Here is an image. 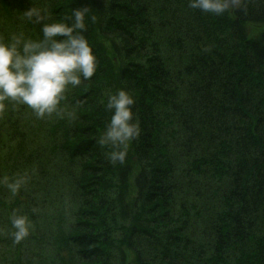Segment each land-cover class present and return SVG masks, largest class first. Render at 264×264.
<instances>
[{
	"label": "trees",
	"instance_id": "16d2710c",
	"mask_svg": "<svg viewBox=\"0 0 264 264\" xmlns=\"http://www.w3.org/2000/svg\"><path fill=\"white\" fill-rule=\"evenodd\" d=\"M1 2L0 11L10 19L15 4L47 8L52 20L65 22L73 9H90L86 22L93 27L83 35L93 47L97 70L70 93L76 113L67 132L77 147H66V153L73 158L80 153L83 162L74 181L76 219L59 245H73L84 258L80 264H110L118 246L132 264L164 261L171 251L185 249L177 227L180 215L172 204L180 203L182 210L197 204L212 242L209 249H193L201 264H229L231 255V264H264V0H238L221 16L192 9L187 0ZM152 11L159 27L151 21ZM25 20L28 31L40 38L41 25L35 18ZM250 25L261 26V31L250 37ZM101 74L111 80L112 92L123 89L133 97V120L140 129L125 162L115 163V200L120 221L127 223L119 245L106 234L105 192L111 184L98 140L112 113L96 100L94 86ZM173 124L187 158L186 175L175 165ZM1 154L0 166H9L12 158L24 161L21 153ZM88 157L93 165H85ZM134 168L136 200L131 206L140 215H131L128 207V175ZM13 176L8 172L6 181L14 182ZM184 180L190 186L184 187ZM27 189L33 196L42 190L21 182L15 193L18 205L26 204ZM5 209L0 199V216Z\"/></svg>",
	"mask_w": 264,
	"mask_h": 264
},
{
	"label": "rangeland",
	"instance_id": "374dc122",
	"mask_svg": "<svg viewBox=\"0 0 264 264\" xmlns=\"http://www.w3.org/2000/svg\"><path fill=\"white\" fill-rule=\"evenodd\" d=\"M1 3L0 0V9L2 8ZM28 8V6L15 4V10L13 13L11 12L15 15L12 19H10L8 13L4 14L0 11V35L7 36L10 32L21 31L28 38L36 39L28 31L23 16V12ZM155 14L157 13H154V11L150 12V18L155 26L159 27L160 24L158 18L154 16ZM92 27L90 23L86 22V31L83 33L90 31ZM246 30L249 36L252 37L261 31V26L250 25L247 26ZM160 31L162 33L161 29H159ZM97 32L99 33V30ZM141 35L143 34H139V37ZM115 66L117 67L118 64L116 63ZM167 68L169 69V67ZM115 74H117V71ZM97 81L94 86L97 91L96 100L100 102V106H103L106 105L107 94L112 92V82L110 79H104L103 74L100 75ZM71 90L73 88L65 93L63 100L53 113L42 117L36 116L31 109L23 105L9 102H4L6 107L0 110V138L4 139L1 142L2 144L0 143V157L1 153L5 155L8 151L14 154L15 157H19L21 153L24 160L21 162L19 158H12L13 163L10 162L9 166H0V177L3 176V173L5 174L4 178L0 179V199L9 208V210L5 209L4 214L0 216V220L4 221L0 223L2 225L0 226V262H2L0 264L4 262L9 264V258L13 260L12 264H80V261L83 262L84 260L83 256L81 260L80 253L76 251L73 245H59L60 240H64V235L71 230L76 219L77 211L75 209L78 202L74 192V181L80 177L83 162V156L80 153H77L78 156L75 158L66 153V147L71 146L72 149L77 147L75 141L71 142L70 135L67 132L76 113V106H71L70 102ZM169 119L171 118L169 117ZM174 121H176L175 118ZM163 123L166 127L170 125L166 118L163 119ZM172 133V151L177 156L175 165L179 173L183 172L186 175L187 167L185 163L187 158L180 146L182 142L178 129L174 124ZM129 145L127 149H129ZM110 148V145H105L101 147L99 153L100 161L108 166L105 179L111 184V187L105 192V199L109 204V211L105 217L108 223L106 234L110 233V237L119 245L118 240L120 241L123 234L121 227L126 226L127 223L119 219L121 214L116 204L114 191L118 185V174L115 170L116 164L108 159V153L112 151V148L109 150ZM93 164V158H86V166ZM103 165L101 164V167ZM21 166L27 167V169H21ZM137 170L134 168L128 175L130 203L128 207L131 215H140L138 209L134 210L131 206V203L136 200L134 179ZM10 171L14 175L9 177L10 179L22 182L25 187L28 183L30 189L38 187L42 190L36 192L33 196L32 191L27 189L26 204L18 205V197L16 199L15 194H12L7 187L9 183H12L6 181L7 174ZM3 184H5V190L1 189ZM183 184L184 187L190 186L186 180ZM171 208L177 216L180 215L177 220V227L181 232L180 240L185 249L183 252L181 250L180 252L171 251V254L163 259L164 261L156 259V262L150 261L148 264H201L202 258H197V253L193 249L196 250L199 247L209 249L212 247L210 232L205 231L208 229L204 228L205 223L202 222L205 215H197L200 212L197 204L185 205L183 210H188L187 217L183 215L180 203H173ZM14 215L26 216L31 224L28 235L20 241H16L14 238L15 229L11 224ZM171 228L175 229L173 226ZM184 246H181V248H184ZM119 247L118 250L113 251L115 255H112L113 258L110 260V264H132L128 257L122 258ZM167 247L165 246L163 250ZM20 251L29 258L24 255L21 257ZM170 261H174V263ZM227 263H233L232 255L228 257Z\"/></svg>",
	"mask_w": 264,
	"mask_h": 264
},
{
	"label": "clouds",
	"instance_id": "9594fccd",
	"mask_svg": "<svg viewBox=\"0 0 264 264\" xmlns=\"http://www.w3.org/2000/svg\"><path fill=\"white\" fill-rule=\"evenodd\" d=\"M187 2L192 9L216 16L229 8V0ZM89 13L87 7L75 8L68 22L54 21L47 8L30 6L23 16L27 20L35 18L41 25L40 38H28L21 31L0 35V110L6 107L4 102H9L31 109L38 117L51 114L70 88L94 76L97 58L83 35ZM134 103L133 97L123 89L107 94L106 108L112 115L98 143L102 147L111 146L108 159L112 163L125 162L128 144L140 134L139 125L133 120ZM7 187L15 194L20 182L14 181ZM11 224L16 241L28 235L31 224L26 216L14 215Z\"/></svg>",
	"mask_w": 264,
	"mask_h": 264
},
{
	"label": "water",
	"instance_id": "95a60500",
	"mask_svg": "<svg viewBox=\"0 0 264 264\" xmlns=\"http://www.w3.org/2000/svg\"><path fill=\"white\" fill-rule=\"evenodd\" d=\"M236 0H234V2H235ZM229 3H231V4H233V0H229Z\"/></svg>",
	"mask_w": 264,
	"mask_h": 264
}]
</instances>
